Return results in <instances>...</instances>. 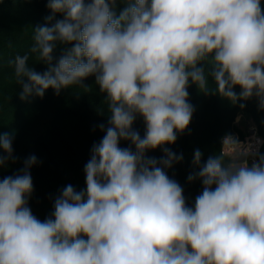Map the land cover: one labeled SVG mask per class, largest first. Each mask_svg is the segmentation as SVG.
Instances as JSON below:
<instances>
[{
	"label": "clouds",
	"instance_id": "obj_1",
	"mask_svg": "<svg viewBox=\"0 0 264 264\" xmlns=\"http://www.w3.org/2000/svg\"><path fill=\"white\" fill-rule=\"evenodd\" d=\"M122 2L117 15L118 0H49L47 19L64 18L37 26L29 50L46 70L30 67L29 53L10 61L22 100L87 89L95 77L109 119L84 167L86 189L66 185L44 221L28 206L36 156L0 180V264H264V155L249 164L251 149L231 136L227 158L201 164L196 149L199 171L187 179L203 190L192 208L166 172L183 156L165 147L191 122L190 84L234 104L255 97L264 110L262 0ZM157 148L160 159L146 155ZM0 153V167L15 162L7 133Z\"/></svg>",
	"mask_w": 264,
	"mask_h": 264
},
{
	"label": "trees",
	"instance_id": "obj_2",
	"mask_svg": "<svg viewBox=\"0 0 264 264\" xmlns=\"http://www.w3.org/2000/svg\"><path fill=\"white\" fill-rule=\"evenodd\" d=\"M48 2L0 0V133L13 137V156L16 158L15 162L9 160L0 167V180L17 174L25 159L36 156L37 163L30 169L33 192L28 206L41 221L54 211V200L66 185L71 184L77 191L86 189L84 167L90 159L92 146L105 135L99 125L107 127L109 119L107 102L95 83V77L84 80L89 86L87 89L73 86L56 95L50 88L42 98L34 94L25 100L20 98L22 88L16 82L10 61L17 55L29 53V66L40 73L46 70V65L39 63L29 50L37 26H51L64 18L57 13L49 21L47 18L53 14ZM125 6V2L118 0L117 15ZM261 7L264 11V0ZM63 47L58 44L54 55L58 57ZM234 90L240 91L239 87ZM188 92V102L194 107L191 122L183 133L177 132L174 144L165 145L177 155L182 154L183 160L174 163L166 172L184 189L187 206L194 208L195 198L203 190L200 179L192 182L187 179L199 171L192 163L195 150L202 151L203 164L210 155L222 154L224 137L243 139L244 130L234 124L240 109L251 116L264 139V110L259 108L255 97L234 104L218 94L205 95L195 84H190ZM240 104L245 107L241 108ZM133 128L144 135L142 117H137ZM129 146V141H120V147ZM146 155L160 159L164 153L157 148L149 150Z\"/></svg>",
	"mask_w": 264,
	"mask_h": 264
},
{
	"label": "built area",
	"instance_id": "obj_3",
	"mask_svg": "<svg viewBox=\"0 0 264 264\" xmlns=\"http://www.w3.org/2000/svg\"><path fill=\"white\" fill-rule=\"evenodd\" d=\"M237 140L241 143L243 147H247L251 149V155L246 157L248 159L249 164H251L254 161H258L264 148V139L259 134L256 125L250 124L248 129V135L245 136L243 139L237 138ZM223 146H222L223 155L229 157L234 153L235 148L229 147L227 145H225L224 147Z\"/></svg>",
	"mask_w": 264,
	"mask_h": 264
},
{
	"label": "rangeland",
	"instance_id": "obj_4",
	"mask_svg": "<svg viewBox=\"0 0 264 264\" xmlns=\"http://www.w3.org/2000/svg\"><path fill=\"white\" fill-rule=\"evenodd\" d=\"M250 123H252L251 116L244 110L240 109L234 120V124L238 126L240 129L244 130L245 136L248 135V128H249Z\"/></svg>",
	"mask_w": 264,
	"mask_h": 264
}]
</instances>
